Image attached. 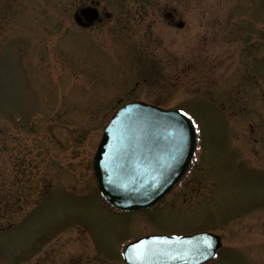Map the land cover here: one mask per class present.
Listing matches in <instances>:
<instances>
[{
  "label": "rangeland",
  "instance_id": "1",
  "mask_svg": "<svg viewBox=\"0 0 264 264\" xmlns=\"http://www.w3.org/2000/svg\"><path fill=\"white\" fill-rule=\"evenodd\" d=\"M81 1L0 0V264H123L129 241L197 231L239 264L242 224L264 218V0H97L115 18L94 31L72 24ZM136 99L186 113L198 160L156 207L116 214L90 163Z\"/></svg>",
  "mask_w": 264,
  "mask_h": 264
},
{
  "label": "water",
  "instance_id": "2",
  "mask_svg": "<svg viewBox=\"0 0 264 264\" xmlns=\"http://www.w3.org/2000/svg\"><path fill=\"white\" fill-rule=\"evenodd\" d=\"M194 148V128L181 111L127 104L104 128L93 157L103 200L123 212L152 207L181 179ZM205 236L144 237L126 245L122 256L128 264L193 262L181 254H192V246ZM161 254L180 256L160 258Z\"/></svg>",
  "mask_w": 264,
  "mask_h": 264
},
{
  "label": "flooded vegetation",
  "instance_id": "3",
  "mask_svg": "<svg viewBox=\"0 0 264 264\" xmlns=\"http://www.w3.org/2000/svg\"><path fill=\"white\" fill-rule=\"evenodd\" d=\"M140 1L147 3L150 0H140ZM147 4L149 5V3ZM100 6H101V3L98 2L97 0L81 1V5L78 4V8L74 10V13H72V17H70V19L72 18L73 26H75L77 29H80L82 31H89V30L94 31L96 27H103L105 23L110 22V21L112 22V20L115 18L114 14L111 12L109 13L108 11H104ZM86 8L96 9L98 11L97 19H95L94 21H89V18H87L88 17L87 15L83 16L82 14L79 13L80 10H84ZM155 11L157 13L163 11L162 17L165 18L166 24L171 28H174L177 23V20H179V18L175 17L173 12H168V11L161 10V9L159 10L155 9ZM115 23H118V22L115 21ZM110 27L111 29H115V28L117 29V27H115L114 25H111ZM177 31H181V30H177ZM109 32H113V31H109ZM147 35H150V34H147ZM113 113H115L114 108L112 109L110 116H112ZM255 143H257V141ZM256 216H258L260 219L259 223L246 222L242 224V225H256L255 232L249 235L245 234L244 235L245 239L239 238L241 245L245 244L244 242L249 243L251 245H255L256 252L254 251L255 253H253L252 255L248 257L247 256L244 257L245 254H241L243 259L239 264H264V228H262V226H264V218L263 217L261 218L260 215H256ZM235 225H239V223ZM232 235L233 234L231 233V236ZM250 236H253V239L251 241H249ZM253 241H254V244H253ZM230 246L232 247L233 244L227 241V246L224 245L223 249L224 250L226 248L229 249ZM220 250H221V247L218 249V251ZM202 264H227V256L223 255L222 253H216L213 259L209 261H205Z\"/></svg>",
  "mask_w": 264,
  "mask_h": 264
},
{
  "label": "snow or ice",
  "instance_id": "4",
  "mask_svg": "<svg viewBox=\"0 0 264 264\" xmlns=\"http://www.w3.org/2000/svg\"><path fill=\"white\" fill-rule=\"evenodd\" d=\"M185 115H187V114L185 113Z\"/></svg>",
  "mask_w": 264,
  "mask_h": 264
}]
</instances>
